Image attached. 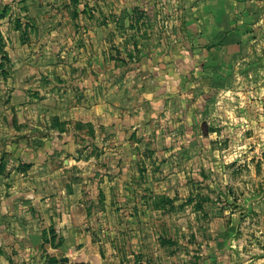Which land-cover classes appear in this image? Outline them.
I'll list each match as a JSON object with an SVG mask.
<instances>
[{"label": "crops", "instance_id": "0c3cea01", "mask_svg": "<svg viewBox=\"0 0 264 264\" xmlns=\"http://www.w3.org/2000/svg\"><path fill=\"white\" fill-rule=\"evenodd\" d=\"M11 1L0 0V14ZM28 3L30 40L0 17V220L12 222L14 235L34 233L37 209L61 238L51 250L96 251L91 236L115 206L141 204L145 189L162 193L164 142L185 160L196 142L208 152L221 95L237 92L247 70H256L246 85L257 93L248 139L264 141V0H180L178 34L134 64L99 55L90 22L51 24L47 4ZM141 139L154 152L145 154Z\"/></svg>", "mask_w": 264, "mask_h": 264}, {"label": "rangeland", "instance_id": "374dc122", "mask_svg": "<svg viewBox=\"0 0 264 264\" xmlns=\"http://www.w3.org/2000/svg\"><path fill=\"white\" fill-rule=\"evenodd\" d=\"M31 1L49 6L44 19L52 20L51 24L90 22L97 27L98 54L120 64H134L143 54L163 48L179 31L180 13L173 5L180 0ZM28 2L12 0L1 9L11 26L21 30L25 42L36 25L25 14ZM244 73L237 92L229 88L221 95L224 109L213 112L208 152L200 150L202 141L196 142L193 158L185 160L175 145L164 142L161 159L156 160L162 193L154 198L145 189L140 193L145 196L141 204L115 206L111 220L99 224L91 236L96 251L51 250L61 238L35 209L34 233L29 238L14 235V230L10 236L12 222L0 220V264H264V141L248 139L254 132L249 127L248 104L257 100V93L250 94L252 88L246 84L256 70ZM240 116L246 121L234 120ZM139 143L145 154L154 152L152 142L141 139ZM239 147L246 149L241 158L234 155ZM256 147L258 157L251 159L249 150ZM252 164L257 176L251 172Z\"/></svg>", "mask_w": 264, "mask_h": 264}, {"label": "trees", "instance_id": "16d2710c", "mask_svg": "<svg viewBox=\"0 0 264 264\" xmlns=\"http://www.w3.org/2000/svg\"><path fill=\"white\" fill-rule=\"evenodd\" d=\"M5 14L4 13H2V14H0V17H2V16H4ZM19 29V28H18ZM2 35H1V33H0V38L2 39V37H1ZM0 49H1V51H3L4 50V45H3V43H2V40L0 41ZM0 67H1V64H0ZM1 168L3 169L4 168V165L1 163L0 164V173H1Z\"/></svg>", "mask_w": 264, "mask_h": 264}, {"label": "water", "instance_id": "95a60500", "mask_svg": "<svg viewBox=\"0 0 264 264\" xmlns=\"http://www.w3.org/2000/svg\"><path fill=\"white\" fill-rule=\"evenodd\" d=\"M64 261H68V259L66 257L62 258Z\"/></svg>", "mask_w": 264, "mask_h": 264}]
</instances>
